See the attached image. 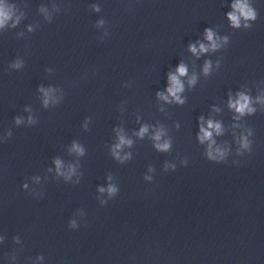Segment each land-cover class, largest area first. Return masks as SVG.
Here are the masks:
<instances>
[{
	"label": "clouds",
	"instance_id": "clouds-1",
	"mask_svg": "<svg viewBox=\"0 0 264 264\" xmlns=\"http://www.w3.org/2000/svg\"><path fill=\"white\" fill-rule=\"evenodd\" d=\"M94 11H100V8L98 5H92L91 6ZM232 11L227 13V18L230 21V25L234 28H239L241 27V22L242 20L245 21L244 27H250L251 25L247 23V21H255L257 18V12L256 10L248 3V0H235L234 3L231 5ZM41 11H45V9L41 8ZM21 17L17 16L14 18V10L13 6L6 5L2 2H0V29L5 28L9 22H11V27H16L20 23ZM104 24L103 20H100L97 22L98 26H102ZM32 29L29 28V31ZM220 38L216 37L215 33L210 29L206 28L205 29V40L208 41L207 44L198 42L199 46L197 47V44H190L189 45V51L195 55V56H200L201 54L207 53L210 50H216L221 47V44L218 42ZM225 42H227V37L223 38ZM11 67L19 69L22 67V62L21 61H16ZM211 69V62L206 61L203 67V71L205 74H208ZM187 67L185 64L181 63L178 65L175 73H169L168 74V87L166 88V93L164 92H158L157 96L166 101V102H176L179 104H183L184 100L181 98L180 93L184 91V84L181 80V77H184L187 75ZM196 83V77L193 76L189 80V85H194ZM39 91L43 94V104L45 107L48 106V104L51 103H56V99L53 96L54 89L53 88H44L40 87ZM258 102L264 103V99L261 97L256 98ZM228 107L230 110H233L235 113H237V116L235 117L236 119H239L240 117H243L245 115H251L255 113L256 109L252 106V99L249 95L245 94L244 92H238L236 93V98L234 99L231 95L229 96L228 99ZM28 110V109H26ZM201 124L199 128V134H198V140L201 144H203L205 141L208 142V147L206 150V158L207 160L214 162V163H226V156H227V150L222 149L220 147H213L215 145V140L213 139V133L216 135H221L223 133V128L220 122H213L211 119L206 121V127H205V122L203 120V117L200 118ZM15 123L17 125H20L22 123V119L20 117H17L15 120ZM28 123L32 124L34 123L33 119L31 116L28 118ZM148 132V127L143 126L140 128L139 132L137 135L139 137H143L146 133ZM7 136H11L12 133L9 131ZM164 135L163 130H158L156 131L155 135L152 137L153 140L156 142L154 144V147L157 151L160 152H168L171 148V141L170 140H163L161 142L162 136ZM252 135L251 130H248V135H241L239 144H240V149H243L245 151H251L250 144L251 142L248 139V136ZM118 143H116L113 146L112 149V155L119 161L123 162L125 160L130 159L131 154H126L124 156L120 155V150L125 146H131L132 141L130 139H127L124 135H119L118 138ZM238 149V153L240 151ZM71 151L75 152L78 155H83L84 154V149L78 144V143H73L71 147ZM183 163H187V161H184ZM55 164V170L57 175L62 176L65 181H68L71 179V177L75 174V167L72 165H69L67 168V171H63L64 169V164L60 159H55L54 160ZM169 168L175 169V165L171 164H165V171H167ZM48 171H52V169H48ZM149 172L154 171L153 168L148 169ZM145 180H152L151 176H145ZM108 180H112V176H108ZM24 188H27L28 185L25 184L23 186ZM98 192L101 194H107V196L111 199L114 198L118 195L119 193V188L117 185L109 183L108 186L105 187H99ZM102 206L107 205V201L101 199L100 201ZM77 214L83 215V210H78ZM68 227L70 229H76L79 227V224L77 223L76 219H70L68 221ZM3 237H0V240H2ZM16 239V238H14ZM18 242V241H17ZM37 259H43L42 256L37 257Z\"/></svg>",
	"mask_w": 264,
	"mask_h": 264
}]
</instances>
